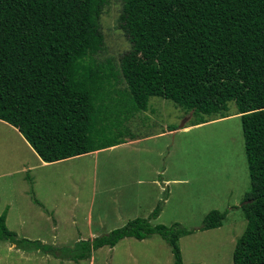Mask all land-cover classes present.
<instances>
[{
	"label": "trees",
	"instance_id": "16d2710c",
	"mask_svg": "<svg viewBox=\"0 0 264 264\" xmlns=\"http://www.w3.org/2000/svg\"><path fill=\"white\" fill-rule=\"evenodd\" d=\"M106 4L0 0V121L16 129L43 162L54 163L134 140L125 123L147 111L152 97L198 118L221 115L233 102L250 185L241 205L246 226L232 262L264 264V0H123L119 27L131 49L118 68L92 58L103 48ZM161 204L147 219L63 248L18 239L4 211L0 241L79 263L122 239L158 235L173 264H185L178 241L193 231L178 223L152 225ZM225 215L208 212L201 230L220 227Z\"/></svg>",
	"mask_w": 264,
	"mask_h": 264
},
{
	"label": "rangeland",
	"instance_id": "374dc122",
	"mask_svg": "<svg viewBox=\"0 0 264 264\" xmlns=\"http://www.w3.org/2000/svg\"><path fill=\"white\" fill-rule=\"evenodd\" d=\"M122 6L123 0H107L103 8V48L92 57L96 64L110 60L118 68L120 56L131 49L119 27ZM200 118L152 97L147 111L125 123L134 135L125 139L126 146L12 177L5 173L19 169L27 149L17 131L0 121V215L4 202L16 195L17 209L6 215L8 230L18 239L63 248L108 234L129 220L147 219L161 202L152 225L178 223L193 231L178 241L185 264H233L235 242L246 226L241 205L250 185L240 115L231 102L227 112ZM25 188H31L26 196ZM212 210L226 212L222 225L202 231ZM0 264H173V257L158 235L122 239L79 263L0 241Z\"/></svg>",
	"mask_w": 264,
	"mask_h": 264
},
{
	"label": "crops",
	"instance_id": "0c3cea01",
	"mask_svg": "<svg viewBox=\"0 0 264 264\" xmlns=\"http://www.w3.org/2000/svg\"><path fill=\"white\" fill-rule=\"evenodd\" d=\"M2 122V121H1ZM4 123V122H3ZM6 124V123H5ZM8 125V124H7ZM10 126V125H9ZM14 131H17L16 129H14ZM17 133H18V131H17ZM19 134V133H18ZM19 143L21 142L22 144H23V146H25L26 147V149H27V151H29V153L27 152V151H25V153L23 154V158L20 160V161H22V162H19V169L17 170V171H14V172H10V171H7L6 173H5V175H7V176H10V177H12V174L13 173H16V172H18L19 174H25V173H27V172H32V171H34V170H38L39 168H48V167H51V166H53V165H57V164H60V162H62V161H58V162H54V163H45V162H43L35 153H34V151L31 149V147L26 143V141L23 139V137L19 134ZM20 143V144H21ZM133 143H134V141H133ZM127 145V143H123V144H120V145H118V146H115V147H111V148H108V149H104V150H115V149H117V148H119V147H124V146H126ZM131 145H134V144H131ZM25 149V150H26ZM103 150H101V151H96V152H92V153H89V154H86V155H96V154H99L100 152H102ZM17 154V153H16ZM17 156H19V159H20V155H18L17 154ZM81 156H83V155H81ZM77 157H79V156H77ZM30 159H32L33 161L31 162L30 161ZM71 159V158H70ZM67 160H69V159H67ZM63 161H65V160H63ZM12 170H14V169H12ZM4 175V174H3ZM40 178H42V176H40ZM32 180V179H31ZM24 181V180H23ZM35 179L33 178V181L32 182H34L35 183ZM34 183H33V185H34ZM31 189V188H30ZM29 188H25V190H22L21 191V193H23V195L24 196H26L25 195V193H28V191L30 190ZM29 194V193H28ZM15 196L16 195H13V197L12 198H14L15 199ZM14 199H12V200H10V201H8V202H4V204H5V206H4V208H3V210H2V212L3 211H5V213H6V215H7V212L10 210V209H17V206H16V203H15V201H14ZM26 199V198H25ZM39 202V201H38ZM37 205V204H36ZM39 206V205H38ZM6 242V241H5ZM8 243V242H7ZM12 247H14V246H12ZM81 262V261H80Z\"/></svg>",
	"mask_w": 264,
	"mask_h": 264
}]
</instances>
